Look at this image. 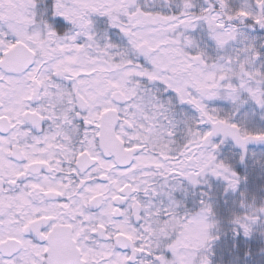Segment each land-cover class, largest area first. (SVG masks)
I'll return each mask as SVG.
<instances>
[{
  "label": "snow or ice",
  "instance_id": "obj_1",
  "mask_svg": "<svg viewBox=\"0 0 264 264\" xmlns=\"http://www.w3.org/2000/svg\"><path fill=\"white\" fill-rule=\"evenodd\" d=\"M0 264H264V0H0Z\"/></svg>",
  "mask_w": 264,
  "mask_h": 264
}]
</instances>
